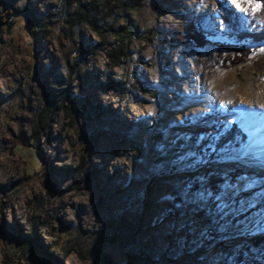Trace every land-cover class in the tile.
I'll return each instance as SVG.
<instances>
[{"label":"rangeland","instance_id":"obj_1","mask_svg":"<svg viewBox=\"0 0 264 264\" xmlns=\"http://www.w3.org/2000/svg\"><path fill=\"white\" fill-rule=\"evenodd\" d=\"M255 4L0 0V264H264V203L236 199L264 140L238 93Z\"/></svg>","mask_w":264,"mask_h":264},{"label":"bare ground","instance_id":"obj_2","mask_svg":"<svg viewBox=\"0 0 264 264\" xmlns=\"http://www.w3.org/2000/svg\"><path fill=\"white\" fill-rule=\"evenodd\" d=\"M264 79V72L260 71L255 74V77L249 78L242 84L238 92L241 94V98L245 103H249L251 106V110L249 108V113L253 114L256 110L264 116V84L255 90V82L258 80ZM230 107L235 109H239L242 103L239 102H230ZM258 106V107H257ZM258 127L260 126L257 123ZM263 146L255 149V153L247 152L244 154L243 160L255 163L256 169L253 167L249 169L250 182L246 183L243 188V192L236 198L237 199V207L239 208V212L241 213V219L247 221V218L251 215V211H255V209H260L261 204L264 203V183L258 181L256 178L259 176V172L264 174V140L262 142ZM237 169L235 167L227 168L224 171H218L215 173H220L224 176V180H219V182L225 183V180L230 179V177H238L236 173ZM218 182V180H215ZM221 189V188H220ZM244 225V224H243Z\"/></svg>","mask_w":264,"mask_h":264},{"label":"trees","instance_id":"obj_3","mask_svg":"<svg viewBox=\"0 0 264 264\" xmlns=\"http://www.w3.org/2000/svg\"><path fill=\"white\" fill-rule=\"evenodd\" d=\"M76 7V6H75ZM88 13H89V8H86V6L85 5H82V4H78V6L75 8V13H73L72 15H71V19H70V21L71 22H75L76 20H78V19H85V18H87V16H88ZM52 30V29H51ZM48 31H49V29H48ZM264 33V32H263ZM239 44H242V43H240L239 42ZM238 46H242V45H238ZM229 49H228V51L230 52V53H238L239 52V50H236L235 48H233V46H229L228 47ZM124 55V53L121 51V52H119V54H118V57H117V60L115 61V63L116 64H118L119 62V60H120V58L122 57ZM48 124H49V120H48V117H47V115H45V117L44 118H42L40 121H39V123L37 124L38 126L36 127V132H40V131H43V132H45V134H47L48 133V131H49V126H48ZM229 132V134L228 135H230L229 137H227V139H229L231 136H232V131H228ZM225 138V137H224ZM227 139H224V140H227ZM134 258H133V256H132V259L131 260H133ZM105 261H107L108 262V260H106V258L104 259ZM131 260H130V262L128 263V264H131Z\"/></svg>","mask_w":264,"mask_h":264},{"label":"snow or ice","instance_id":"obj_4","mask_svg":"<svg viewBox=\"0 0 264 264\" xmlns=\"http://www.w3.org/2000/svg\"><path fill=\"white\" fill-rule=\"evenodd\" d=\"M251 2V0H249V3ZM236 7H240V5L239 4H237L236 5ZM261 7H264V6H262V5H260V4H255V7L253 8V11H258ZM245 11H247V9H245ZM262 51H264V49H261Z\"/></svg>","mask_w":264,"mask_h":264}]
</instances>
